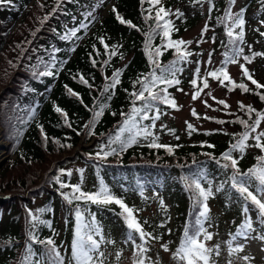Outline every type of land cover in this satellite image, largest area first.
Returning <instances> with one entry per match:
<instances>
[{
    "label": "trees",
    "instance_id": "obj_1",
    "mask_svg": "<svg viewBox=\"0 0 264 264\" xmlns=\"http://www.w3.org/2000/svg\"><path fill=\"white\" fill-rule=\"evenodd\" d=\"M237 2L161 0L160 5H150L147 0H114L103 17L101 10L107 6L103 0H60L59 6L58 0H10L0 5V85L3 86L0 91V126L3 139L9 142V154L15 156L0 169V191L6 194L4 203H0V221L7 218L10 227L6 240L0 238V264H29L24 259L29 246L33 253L31 264H38L46 251L40 241L49 238L55 241L64 264H69L77 206L86 222L94 220L100 228V235L94 238L101 240L103 237L101 251L110 244H124L125 248L138 251L137 244L147 248L149 244L157 242L161 247L167 245V251H171L174 257L185 228H189L190 234L199 228L196 219L203 208L186 187V183H191V179L197 178V175L201 187L206 190L211 188L212 191V195L204 201L208 207L207 216L200 217L204 229L212 234V239L207 240L212 242L211 248L218 246L219 254L213 252L210 264H233L230 258L236 253L229 252V238L234 237L235 233L231 231L244 207L254 206L246 203L232 187L230 178L235 170L223 167L225 163L230 164V161L223 159V154L230 150L239 139V134L245 130L239 120L251 124L257 112H264V100L261 99L264 88H256L246 76L241 80L235 79L229 72L233 63H224L226 52L232 56L233 49L237 46L242 48L236 63L242 62L252 78L264 85V35H261L264 33V0H247L240 8L245 22L243 43L231 44L232 38L227 35V26L231 21H219L229 8L234 12ZM161 5L169 11L166 19L172 22L170 37L174 41L180 40V35L205 14L210 22L200 37L193 41L185 40L190 43L181 46L190 55L176 65L179 71L175 79L180 83H158L152 86V91L161 92V89L167 88L166 94L177 105L173 90L187 82L188 78L190 83L193 79L197 80L196 91L203 89L201 72L205 51L201 44L211 40L215 44L212 51L221 48L223 53L218 69L226 67L231 78V82L225 80L221 85L230 91L238 90L252 100L248 103L240 101L235 109L225 110L221 117L195 112L197 117L218 125L209 130H200L192 125V129H187L188 141L180 136L177 128H167L161 124L165 115L178 109V105L173 108L161 101L154 102L153 109L148 112L149 119L136 117L138 127H149L152 135L147 138L141 135L137 143L121 150L120 141L126 140L129 133L120 129L132 108L143 106V102L136 100L131 93L141 90L138 78L143 81L155 67L148 59V52L161 47L162 55L156 58L161 68L178 60L174 48L164 47L166 40H162V33L153 35L151 48L148 51L145 49L146 34L155 28V11ZM204 5L207 8L202 11ZM117 14L130 23H121ZM73 29H78L75 36L70 35ZM239 31L238 28L233 29L234 37ZM245 56L251 57L250 62L256 65L249 67ZM197 68L200 70L198 74ZM48 70L54 74L41 75ZM117 70L120 72L119 83L105 91ZM155 70L157 75L161 74L160 68ZM259 73L263 77H259ZM81 77L87 83L81 82ZM220 79H223V75H220ZM232 82L245 84L249 91L234 87ZM69 89L77 95L70 94ZM161 95L165 93L161 92ZM225 104L229 107L228 103ZM241 104L245 106L243 109ZM247 106L255 111L249 113ZM56 107L62 109L67 118L57 112ZM101 108L102 115L90 125L94 112ZM157 108L159 119L153 121L151 117L157 114ZM117 135L120 140L116 139ZM168 135L171 138L166 140ZM154 137H158L157 143L171 147L172 153L165 148L148 147ZM253 137L254 133H250L246 142L249 146L243 153L239 150L232 152L241 174L238 176L240 180L245 179L244 173L258 165L257 157L264 155V151L255 147ZM261 142L264 143V139ZM112 149L116 150L115 153ZM105 152L109 154L105 156ZM75 165H78L76 173L72 170ZM12 171L21 173L7 179ZM184 177H189V180L186 181ZM101 182L115 197V186L125 188L124 197H119L124 203H129L130 192L135 195L151 193L164 196L161 198L163 214L155 219H144L142 224L136 214L139 212L137 207L128 205L134 209L141 226L148 227L151 237L141 241L138 235L133 234L135 243L128 241L129 229L120 215L122 209L115 203L101 206L74 200L69 204L64 199V194H69L71 198L74 185H79L81 191L91 193L98 191ZM62 184L65 187H61ZM257 185L258 181L252 180L246 186L261 198L264 193H256ZM37 199H42V202L34 211ZM215 203L220 206L222 217L212 214L211 205ZM40 209L45 211L41 212ZM29 212L38 219L33 221ZM60 213L64 220L62 226L58 220ZM39 221H49L51 226ZM227 221L229 223L226 225ZM215 226L217 229L214 232L211 229ZM146 229L143 227L147 233ZM255 229L260 237L264 236V224L255 226ZM30 232L35 235V240L30 238ZM217 233L221 240H214ZM199 239L203 240V235ZM138 258L136 256L130 264H135ZM142 258L145 264H154L148 251ZM175 259L177 264H184Z\"/></svg>",
    "mask_w": 264,
    "mask_h": 264
},
{
    "label": "snow or ice",
    "instance_id": "obj_2",
    "mask_svg": "<svg viewBox=\"0 0 264 264\" xmlns=\"http://www.w3.org/2000/svg\"><path fill=\"white\" fill-rule=\"evenodd\" d=\"M10 0H0V5L4 3H8ZM143 2V0H142ZM147 2L150 5H160L161 0H147ZM210 2V0H209ZM60 0H58V6H59ZM229 3H234V0H229ZM55 11V9H54ZM115 11V9H113ZM169 15V11L166 10L162 5L156 9L155 11V28H152L150 30V33L147 35V42L145 45L146 51H148L151 48V39L153 35H158L162 33V40H166V44L164 45L165 48H174L176 50L178 60L172 61L168 66L161 68L157 61V57L162 55L161 47H156L154 52L149 51L148 52V59L149 61L155 66L153 68V71L149 73L148 77H145L143 81H141L139 78L137 82L141 83L142 87L139 92H133L131 95L135 97L136 100H140L143 102V106L140 108L133 107L131 110V114L127 116V118L124 121V126L120 129L121 132L127 131L129 133V136L126 140L120 141L121 143V150L124 149V147L131 146L133 143L138 142V137L143 135L145 138L152 135L151 131L149 130V127H138V122L136 120V117L139 116L141 120L149 119L148 112L151 111L154 107V102L161 101L165 104L170 105L173 108H176L177 105L174 100L170 99L167 93V88L161 89V92L165 93V95H161V92H153L152 86H155L158 83L166 84V85H172V84H179L180 81L178 79H175L176 72L179 71V69L176 67L177 63L180 60H185L190 53H187L182 50L181 46L186 45L190 42H185L183 40H172L170 37V33L173 30L172 22L170 20H167L166 17ZM151 18V17H148ZM47 19V17H45ZM117 19L120 20L121 23H130L128 21H125L123 18H121L117 14ZM227 21H231V24L227 26V35L230 39L231 44H237L243 43V25H244V19H243V10L239 13L233 14L231 12V9L229 8L226 10L224 17L220 18L221 23H225ZM162 22V23H161ZM132 27H135V25H131ZM81 27H86V25H81ZM240 29L239 33H237L234 37L233 29ZM205 31L207 30V26H205ZM76 31L78 29H73L70 33V35L75 36ZM261 35H264V33H261ZM234 37V38H233ZM65 39L67 37H64ZM107 47V45L105 46ZM243 49L239 48L238 46L233 49V55L229 56V54L225 53V65L227 63H236V57L239 56L242 53ZM112 54H115V49H113ZM253 55H261L260 53H254ZM244 59L246 61H251V57L245 56ZM95 63V61H93ZM243 75L246 76L252 84L256 86V88H264V85L259 84L255 79L252 78V75L249 73L248 69L244 67V65H240ZM156 68H160L161 74H156ZM199 68L196 69V73H199ZM164 73H167L168 75H164ZM54 73L51 70L45 71L41 73V75H47L52 76ZM208 76H211L215 79L220 80V83L223 84L225 80H228L231 82V78L226 71V67H221L220 69L210 71L207 73ZM220 75H223V79H220ZM119 76L120 72L117 70L113 73L112 77V83L108 86H106L105 91L108 90V88H114L116 84L119 83ZM171 77V78H169ZM81 82L87 83L86 80H84L83 77H81ZM234 87H239L243 91L247 92L249 91L248 87L241 83L239 85H236L234 82ZM191 84L195 87L197 85V80L193 79L191 81ZM203 87H208V82L205 79L203 82ZM70 94L77 95L76 93L72 92L71 89L68 90ZM202 89H198L195 94L193 95V99L195 100ZM145 92L148 93L147 96H145ZM261 99L264 100V95H261ZM220 104H225L223 100L219 101ZM225 107L227 105L225 104ZM245 106L241 104V108L243 109ZM57 112L62 113L65 118H67V114L63 113L62 109L59 107H56L55 109ZM247 110L249 113L254 112L255 110L251 108V106H247ZM103 108H101L100 111L94 112L93 121H90V125L95 123V120L102 115ZM156 115L154 117H151L153 121L155 119H159V109H156ZM142 114V115H141ZM123 115V114H122ZM193 115L195 116L196 113L193 111ZM264 120V112H257L256 113V119L249 124L245 120H239V123L244 126L245 130L239 134V139L236 141V143L232 144L229 151L225 152L223 154V159L225 161H230V164L225 163L223 167L227 169L228 167H231L235 171L233 172L232 177L230 178L232 181V187L236 189V191L240 194V196L243 198V200L247 203L250 202L255 209L258 210V216L260 219V222L264 224V197L258 198L257 194H254L252 191H249L248 185L252 180L258 181V185L256 187V193H264V155H261L257 157L258 165L254 168L249 169L246 173L243 174L245 179L240 180L238 179V176L241 174L239 173V170L237 169V160L233 158L232 152L235 150H239L241 153L244 152L245 148L249 145L246 143L250 137V133H255L257 127L260 125L261 121ZM219 123H224V121H219ZM89 125H86L88 127ZM154 126V124H153ZM189 129H192V125H188ZM41 132L43 133V129L41 127ZM254 140L256 141L255 147L260 148L261 151H264V143H262V139H264V131L259 132V134L255 135ZM45 139L47 137L45 136ZM117 140H120V136L117 135ZM158 137H154L152 142L148 145L150 148H165L170 154L172 153V148L163 145L160 143H157ZM211 147V145H210ZM113 153H115V149L111 150ZM109 153H104L105 156H107ZM97 155H100V153H97ZM70 174V173H69ZM184 179L187 181L189 180V177H184ZM61 187H65V185H61ZM186 187L193 192L194 199L200 204V206L203 208L202 211L199 212V216L196 219V224L199 225V228H197L194 232L190 234L189 228H185L184 236L181 241L180 246L176 249V252L174 253V258L179 259L180 261L184 262V264H210L211 256L213 252H215L217 255L219 254L218 246L215 248L207 247L204 241L211 240L212 234L208 233L201 222L200 217L206 218L208 213V207L207 204L204 203V201H207V199L212 195L211 188H208L207 190L203 187H201L200 183V177L197 175V178L191 179V183H186ZM73 192L71 194V198H69V194H64V199L71 204L74 200L75 201H83L85 204L92 203L96 205H110L112 203H115L119 205L120 209H122L120 215L123 216L125 224L127 228L129 229L128 234V241H131L135 243V238L133 234L138 235L139 239L141 241H146V238L151 237L150 233H146L141 224L138 222L136 216L134 215V209L129 207L124 203L123 200L115 197L110 193L108 188L101 182L98 191L95 192H84L81 191V188L79 185L72 186ZM163 202H161L162 204ZM41 212L45 211V209H40ZM244 213L247 214L249 209L248 207H244L243 209ZM28 215L31 217L33 221H36L38 218L33 215L31 212L28 213ZM75 216H76V227L74 231V237L71 244V261H69V264H103V261L100 259V257H103L104 253L100 251V244L103 240V237H101V240H97L94 237L100 235V228L95 225L94 220L91 222H86L85 218L83 216V213L81 212L79 206H77L75 210ZM40 223L47 224L49 227L51 226L49 221H39ZM253 231L252 228V222L249 218H247L244 221V223L240 226V228L237 230L236 234L234 235L233 239H236V237L243 236L247 238L248 233ZM203 235V240L199 239V237ZM29 236L32 240H35L36 237L31 232L29 233ZM155 239H158V237H152ZM260 239H264V236L259 237ZM111 243V241H108ZM40 243L45 245V255L40 258V261L38 264H45V260H47V264H64V258L62 257L61 253L57 249L55 245V241L51 238L40 241ZM162 247L167 251L168 246L162 245ZM136 248L138 249V252L136 253L137 257H139L135 264H145L143 257V254L148 251L146 247H144L142 244H137ZM242 251V246L238 245L236 247H229L230 254H235ZM33 255L31 247L29 246L26 250V255L24 257L25 260L29 261V264H31L30 258ZM245 261L249 260L250 257H243Z\"/></svg>",
    "mask_w": 264,
    "mask_h": 264
},
{
    "label": "rangeland",
    "instance_id": "obj_3",
    "mask_svg": "<svg viewBox=\"0 0 264 264\" xmlns=\"http://www.w3.org/2000/svg\"><path fill=\"white\" fill-rule=\"evenodd\" d=\"M114 0H103L104 3H106L105 9L101 10V15L106 16L107 15V9H109ZM247 0H238L237 5L235 6L234 12L238 13L240 8L246 3ZM207 8L206 5L203 6L202 11H205ZM101 18V17H100ZM208 22V15L205 14L204 17H202L198 22H196L189 30L185 31L183 34L180 35V40H195L198 36L200 37L203 33V29L206 26V24H209ZM212 23V22H211ZM214 24V23H213ZM1 26V23H0ZM251 32V31H250ZM213 41H205L203 44H201V47L203 48L204 56H203V66H202V72L201 77L202 81L206 79L208 82V87L203 88L202 91H200L199 96L194 100L192 97L196 92L195 87L191 85L188 81L179 85L178 88H175L173 90V95L176 98V102L178 105V109L172 110L168 112L165 117L164 121L161 124L166 125L167 128L175 127L178 129V133H181L180 136L188 141V125H193L195 128L200 130H209L215 128L218 124L211 122L209 120L201 119L200 117H197L196 115H193V111L199 114H206L213 117H221L224 115L225 110H233L236 108L238 103L240 101L248 103L252 99L248 97L246 94L236 90V91H230L223 87L219 81H217L215 78L208 76L207 73L210 71L217 70L221 64V60L223 57V53L221 51V48H218L215 50V52L212 51V48L214 47ZM1 56H0V63H1ZM249 67H254L256 64L253 62H249ZM240 65H243L242 62L239 63H233L229 67V72L237 80H241L242 78H245L243 75L242 69ZM259 77H263V74L259 73ZM3 77V73L1 75ZM191 78V76H190ZM3 86L0 85V91L2 90ZM225 101L229 104V107H225L219 103V101ZM160 124V125H161ZM264 131V122L262 123V126L254 133V136L259 134V132ZM166 140L171 138V135L165 137ZM3 145V146H2ZM14 158L15 156H11L9 154V142L7 140H4L2 137V127L0 126V169L3 167V165L10 159ZM72 169L73 172H77L78 165H75ZM21 172L18 171H12L10 175H8L11 179L18 175H20ZM0 183V190L1 188ZM97 186V185H96ZM115 193L116 197H124L126 190L120 189L118 186H115ZM113 192V194H114ZM8 193H10L8 191ZM4 193H1L0 196L4 197ZM3 197H0V203H4ZM129 203H125L126 205H130L133 207H137L136 214L140 217V222L142 224V221L144 219H155L158 216L163 214L162 207H161V201L162 197L160 194L158 195H151V193L142 194V195H135V193L130 192L129 193ZM264 197V194L262 195ZM167 201V200H165ZM42 199H37L35 206L33 207L34 211H37V206L41 204ZM169 204V201H167ZM211 212L214 216L222 217V210L219 205L212 204L211 205ZM245 207H248L249 211L247 214L244 213V211L241 214V217L239 221L235 224L233 227L232 232L236 233L237 230L240 228V226L244 223L247 218H249L252 222V228L253 231L248 233L247 238L240 236L236 237V239H233V237L229 238V243L232 247H236L238 245L242 246V251L236 253V255L232 256L230 258L231 262L233 264H264V240L260 239L259 232L255 229V226H258L261 224L259 216H258V210L250 205H246ZM59 223L62 226L64 224L62 213L59 215ZM229 223V221L226 222V225ZM207 224V223H206ZM143 226V225H142ZM144 228H147V233H150L148 230V227L143 226ZM142 227V228H143ZM217 227H213L211 230L214 232L216 231ZM145 230V229H144ZM10 234V227L8 225L7 218L0 221V238L3 239L6 238L7 235ZM214 240H221L219 239L218 233L214 237ZM6 240V239H5ZM0 244L2 242L0 241ZM207 247L211 248L212 242L206 241L205 242ZM126 246L124 244H118V245H109L107 248H105L103 251L104 255L103 257H100V259L103 261V264H130L133 262L134 258L137 256L136 253L138 251H134L133 249L125 248ZM148 254L149 258L154 260V264H177L176 259L172 256L171 251H166L161 247L159 243H152L149 244L148 247ZM71 253V249H70ZM250 257L249 260L245 261L243 257Z\"/></svg>",
    "mask_w": 264,
    "mask_h": 264
},
{
    "label": "water",
    "instance_id": "obj_4",
    "mask_svg": "<svg viewBox=\"0 0 264 264\" xmlns=\"http://www.w3.org/2000/svg\"><path fill=\"white\" fill-rule=\"evenodd\" d=\"M3 146V145H2ZM0 197H2V196H0Z\"/></svg>",
    "mask_w": 264,
    "mask_h": 264
}]
</instances>
